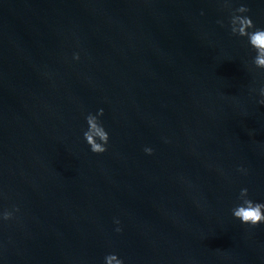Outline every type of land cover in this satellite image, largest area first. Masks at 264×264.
Segmentation results:
<instances>
[{
    "label": "water",
    "instance_id": "water-1",
    "mask_svg": "<svg viewBox=\"0 0 264 264\" xmlns=\"http://www.w3.org/2000/svg\"><path fill=\"white\" fill-rule=\"evenodd\" d=\"M241 2L264 26V0ZM228 12L0 0V209L19 208L0 223V264H264V224L230 211L241 187L264 200V70ZM100 107L96 154L84 116Z\"/></svg>",
    "mask_w": 264,
    "mask_h": 264
},
{
    "label": "clouds",
    "instance_id": "clouds-1",
    "mask_svg": "<svg viewBox=\"0 0 264 264\" xmlns=\"http://www.w3.org/2000/svg\"><path fill=\"white\" fill-rule=\"evenodd\" d=\"M221 6L228 9V24L227 27L230 33L236 37L245 39L250 50L251 64L256 69L264 70V26L254 23L251 16L248 14L250 9L244 2L239 3L236 7H232V0H220ZM217 23L223 25V21L218 20ZM73 60L80 59V53L73 52ZM259 104H264V84L258 90ZM104 115V108L100 107L95 112H87L84 116L86 128L83 130V140L88 145L89 151L96 154L104 153L108 150L110 133L105 127L101 117ZM143 151L151 155L154 151L152 147L145 146ZM237 170L242 173H247L244 166H238ZM235 203L230 211L231 215L241 224L256 226L264 224V200H255L250 197L249 189L241 187ZM19 211L18 207H13L12 210L7 208L0 209V223L13 218L14 213ZM117 225L116 232H121L120 220L114 219ZM104 264H125L124 258L119 257L117 253L110 252L105 254L103 258Z\"/></svg>",
    "mask_w": 264,
    "mask_h": 264
}]
</instances>
